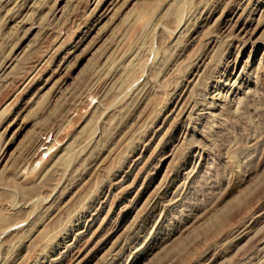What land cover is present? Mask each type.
<instances>
[{
  "label": "rangeland",
  "instance_id": "obj_1",
  "mask_svg": "<svg viewBox=\"0 0 264 264\" xmlns=\"http://www.w3.org/2000/svg\"><path fill=\"white\" fill-rule=\"evenodd\" d=\"M0 264H264V0H0Z\"/></svg>",
  "mask_w": 264,
  "mask_h": 264
}]
</instances>
